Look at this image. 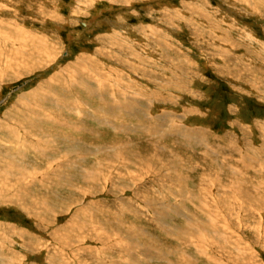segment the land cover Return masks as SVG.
I'll list each match as a JSON object with an SVG mask.
<instances>
[{"label": "rangeland", "instance_id": "374dc122", "mask_svg": "<svg viewBox=\"0 0 264 264\" xmlns=\"http://www.w3.org/2000/svg\"><path fill=\"white\" fill-rule=\"evenodd\" d=\"M250 1L259 12L242 0H0V31L53 49L16 74L0 63V169L29 170L2 187L0 264H264V0ZM3 150L23 161L3 163Z\"/></svg>", "mask_w": 264, "mask_h": 264}, {"label": "bare ground", "instance_id": "6f19581e", "mask_svg": "<svg viewBox=\"0 0 264 264\" xmlns=\"http://www.w3.org/2000/svg\"><path fill=\"white\" fill-rule=\"evenodd\" d=\"M70 1V0H69ZM79 2H78V7H79V10L82 8L83 9V7H82V0H78ZM112 1V0H111ZM124 1V0H123ZM146 1V0H145ZM197 1V0H196ZM199 1V0H198ZM240 1V0H239ZM46 2V1H45ZM72 2V1H71ZM75 2V1H74ZM62 3V2H61ZM158 3H160V2H158ZM188 3H190V2H188ZM199 3V2H198ZM202 3V2H201ZM242 3H245V5H249V4H252V8H254L253 10H254V12H259V9H260V5H258L256 2H253V1H250V0H242ZM72 4V3H71ZM130 4V3H129ZM129 4H127V5H129ZM65 5V4H64ZM70 5V4H69ZM161 5V4H160ZM191 5H193V4H191ZM194 5L196 6V3H194ZM58 6V5H57ZM162 6V5H161ZM45 7V6H44ZM51 7V6H50ZM61 7V6H60ZM71 7H72V5H71ZM75 7H76V5H75ZM127 7H129V6H127ZM197 7H200L199 5L197 6ZM52 8V7H51ZM62 8V7H61ZM165 8V7H164ZM193 8H194V6H193ZM192 8V9H193ZM57 9H58V7H57ZM81 9V10H82ZM163 9V8H162ZM197 9V8H196ZM199 9V8H198ZM233 9V8H232ZM236 9V8H235ZM53 10H54V8H53ZM52 11V10H51ZM56 10H54L53 12H55ZM83 11V10H82ZM195 11V10H194ZM198 11V10H197ZM197 11H195V12H197ZM202 11V10H201ZM52 12V13H53ZM57 12V11H56ZM169 12V11H168ZM181 12V11H180ZM190 12H192L191 10H190ZM69 13V12H68ZM78 13H79V11H78ZM205 13H206V11L204 12V15H205ZM51 13H49V15H50ZM56 14V13H55ZM70 14V13H69ZM167 14V13H166ZM171 14V13H170ZM173 14V13H172ZM208 14V13H207ZM52 15V14H51ZM53 15H54V13H53ZM59 15V14H58ZM60 15H61V13H60ZM196 15H198V14H196ZM200 15H202L203 16V14H200ZM47 17H48V15H46ZM55 16V15H54ZM71 16V15H70ZM176 17V16H175ZM198 17V16H197ZM196 17V18H197ZM200 17V16H199ZM205 17H207V16H205ZM210 17H211V14H210ZM54 18V17H53ZM57 18V17H56ZM179 18V17H178ZM208 18V17H207ZM58 19H60L59 17H58ZM77 19H79V18H77ZM168 19H170V18H168ZM54 20V19H53ZM69 20V19H68ZM73 20V19H72ZM74 20H76V19H74ZM164 20H166L167 21V19L165 18ZM202 20V19H201ZM79 21V20H78ZM85 21V20H84ZM120 21V20H119ZM204 21V20H203ZM56 22V21H55ZM164 22V21H163ZM213 22H215V21H213ZM45 23V22H44ZM78 23V22H77ZM76 23V24H77ZM90 23V22H89ZM95 23V22H94ZM114 23V22H113ZM118 23V22H117ZM201 23V22H200ZM205 23V22H204ZM206 23H207V21H206ZM204 24V25H207V24ZM214 24V23H213ZM118 25V24H117ZM190 25V24H189ZM203 24H201V26H202ZM211 25V24H210ZM215 25H216V23H215ZM91 26V25H90ZM124 27V26H123ZM192 27H194V26H192ZM196 27V26H195ZM198 27V26H197ZM2 28V27H1ZM83 29H85V28H83ZM111 29V28H110ZM109 29V30H110ZM121 29V28H120ZM131 29V28H130ZM201 29H203V27L201 28ZM208 29V28H207ZM211 28H209V30H210ZM125 30H127V29H125ZM215 30V29H214ZM214 30H210L211 32L212 31H214ZM31 31V30H30ZM83 31V30H82ZM119 31V30H118ZM121 31H123L122 29H121ZM120 31V32H121ZM143 31V30H142ZM32 32V31H31ZM110 32V31H109ZM153 32V31H152ZM192 32V31H191ZM30 33V32H29ZM33 33V32H32ZM31 33V34H32ZM77 33V32H76ZM205 33V32H204ZM31 34H21L20 33V31H19V29L18 30H16V29H14L13 30V28L11 29V31H3V29H1V31H0V38L2 39H0V43L3 41V43H5L4 45H2L1 44V46L2 47H0V63H1V65L5 68V70H4V72H6V71H8L9 73L10 72H14L15 74H16V72H18V69H24V70H31V69H34V67H35V65H36V62L37 61H40V60H46V61H51V54L50 53H52V51H53V49H51V47H50V43L49 42H47V40L42 36V37H40V36H37V35H35L34 33V36H31ZM81 34V33H80ZM107 34H108V32H107ZM112 34V33H111ZM115 34V33H114ZM125 34V33H124ZM159 34V33H158ZM161 34V33H160ZM160 34H159V36H160ZM208 34H210L211 35V33H208ZM221 34V33H220ZM18 36V40L14 37V36ZM109 35V34H108ZM113 35V34H112ZM111 35V36H112ZM120 35H121V33H120ZM203 35V34H202ZM201 35V36H202ZM209 35V36H210ZM216 35V34H215ZM103 36V35H102ZM155 36V35H154ZM162 36V35H161ZM205 36V35H204ZM165 37V36H164ZM214 37V36H213ZM222 37V36H221ZM107 38V37H106ZM109 38H111V39H116V38H113V37H109ZM120 38V37H119ZM160 38V37H159ZM198 38V37H197ZM200 38V37H199ZM211 38V37H210ZM29 39H31L30 41H29ZM102 39H104V38H102ZM121 39V38H120ZM119 39V40H120ZM144 39V38H143ZM146 39V38H145ZM158 39V38H157ZM163 39V38H162ZM169 39V38H168ZM196 39V38H195ZM204 39V38H203ZM212 39V38H211ZM229 39V38H228ZM118 40V39H117ZM122 40H124V39H122ZM154 40V39H153ZM205 40H207V38L205 39ZM209 40V39H208ZM214 40H216V39H214ZM213 40V41H214ZM37 43H36V42ZM49 41V40H48ZM127 41V40H126ZM125 41V42H126ZM148 41V40H147ZM213 41H211V42H213ZM218 41V40H217ZM8 42H11V47L8 49V48H6V47H4V46H6V43H8ZM50 42H52L51 40H50ZM113 42V41H112ZM202 42V41H201ZM209 42V41H208ZM208 42H207V44H208ZM216 42V41H215ZM19 43H22L21 45H23V46H28V48L27 49H25V48H23L22 46H20V44ZM47 43H49V44H47ZM107 43V42H106ZM109 43V42H108ZM114 43V42H113ZM116 43V42H115ZM130 43H132V42H130ZM142 43V42H141ZM140 43V44H141ZM155 43V42H154ZM159 43V42H158ZM162 43V42H161ZM169 43V42H168ZM199 43V42H198ZM214 43V42H213ZM222 43V42H221ZM15 44V45H14ZM121 44V43H120ZM126 44H128V43H126ZM137 44V43H136ZM143 44V43H142ZM145 44V43H144ZM167 44V43H166ZM195 44V43H194ZM220 44V43H219ZM230 44V43H229ZM122 45V44H121ZM133 45V44H132ZM148 45V44H147ZM146 45V46H147ZM164 45V44H163ZM221 45V44H220ZM113 46V45H112ZM119 46V45H118ZM145 46V45H144ZM215 46V45H214ZM224 46V45H223ZM53 47V46H52ZM138 47V46H137ZM157 47H159V45L158 46H156V48ZM163 47V46H162ZM221 47V46H220ZM225 47H227V45L225 46ZM105 48H107V47H105ZM115 48V47H114ZM125 48V47H124ZM123 48V49H124ZM128 48V47H127ZM126 48V49H127ZM131 48H133V47H131ZM215 48V47H214ZM134 49V48H133ZM139 49H140V47H139ZM147 49V48H146ZM158 49V48H157ZM228 49H229V46H228ZM233 49V48H232ZM59 50V49H58ZM113 51H115L114 49H112ZM129 50H131V49H129ZM143 50V49H142ZM107 51V50H106ZM119 51V50H118ZM133 51H135V50H133ZM139 51V50H138ZM230 51H231V49H230ZM104 52H105V50H104ZM125 52V51H124ZM137 52V51H136ZM140 52H141V50H140ZM212 52V51H211ZM54 53V52H53ZM86 53V52H85ZM109 53H110V51H109ZM236 53V52H235ZM38 54V55H37ZM83 54H84V52H83ZM237 54V53H236ZM239 54V53H238ZM87 55V54H86ZM207 55V54H206ZM223 55V54H222ZM221 55V56H222ZM228 55H229V53H228ZM233 55H234V51H233ZM239 55H241V54H239ZM54 56V55H53ZM81 56V55H80ZM79 56V58L81 59V57ZM101 56V55H100ZM126 56H128V55H126ZM135 56V55H134ZM142 56V55H141ZM208 56V55H207ZM242 56V55H241ZM240 56V57H241ZM245 56V55H244ZM244 56H243V60H244ZM50 57V58H49ZM58 57V56H57ZM84 57V56H83ZM83 57H82V59H83ZM86 57V56H85ZM84 57V58H85ZM133 57V56H132ZM211 57V56H210ZM214 57V56H213ZM216 57V56H215ZM220 57V56H219ZM223 57V56H222ZM225 57V56H224ZM246 57V56H245ZM87 58V57H86ZM134 58V57H133ZM135 58L137 59V60H140V59H138L139 58V56L136 54V56H135ZM143 58V57H142ZM141 58V59H142ZM237 58V57H236ZM247 58V57H246ZM59 59V58H58ZM239 59V58H238ZM53 60V59H52ZM54 60H56V59H54ZM85 60H87V59H85ZM99 60V59H98ZM111 60V59H110ZM135 60V59H134ZM223 60V59H222ZM247 60V59H246ZM246 60H244V61H246ZM2 61V62H1ZM33 61H35L34 63H33V65H30ZM77 61V60H76ZM83 61V60H82ZM136 61V60H135ZM140 61H142V60H140ZM232 61L234 62V60L232 59ZM238 61H240V60H238ZM248 61V60H247ZM75 62V61H74ZM84 62V61H83ZM91 62V61H90ZM123 62H125V61H123ZM144 62V60L141 62V64L139 65V66H141L142 65V63ZM146 62V61H145ZM236 62V61H235ZM241 62V61H240ZM42 64H43V61L41 62ZM55 63V62H54ZM85 63V62H84ZM92 63V62H91ZM148 63V62H147ZM215 63H216V60H215ZM227 63V62H226ZM231 63V62H230ZM52 64V63H51ZM144 64V63H143ZM241 64V63H240ZM77 65H79L80 66V64H78V63H76V66ZM91 65V64H90ZM90 65H88L89 66V69H92V68H90ZM119 65V64H118ZM124 65V64H123ZM122 65V66H123ZM132 65V64H131ZM138 65V64H137ZM146 65V64H145ZM233 65V64H232ZM236 65V64H235ZM87 66V64H86V67H88ZM133 66V65H132ZM150 66V65H149ZM222 66V65H221ZM226 66H228V64L226 65ZM243 66H245L244 64H243ZM13 67V68H12ZM72 67V66H71ZM83 67H85V65L83 66ZM127 67V66H126ZM148 67V66H147ZM231 67V66H230ZM3 68V69H4ZM142 68V67H141ZM219 68V67H218ZM76 69H79L78 71H80L81 72V69H80V67H78V68H76ZM122 69V68H121ZM125 69V68H124ZM129 69H131V68H129ZM134 69H135V67H134ZM139 69V68H138ZM147 69V68H146ZM150 69V68H149ZM224 69V68H223ZM226 69V68H225ZM228 69H229V67H228ZM2 70V69H1ZM72 70V69H71ZM74 70V69H73ZM85 69H83L82 71H84ZM126 70V69H125ZM136 70V69H135ZM140 70V69H139ZM152 70V69H151ZM232 70V69H231ZM69 71V70H68ZM88 71V70H87ZM91 71V70H90ZM119 71V70H118ZM133 71V70H132ZM233 71V70H232ZM243 71V70H242ZM3 72V73H4ZM8 72H6V73H8ZM63 72H64V70H63ZM89 72V71H88ZM87 72V73H88ZM92 72V71H91ZM94 72V71H93ZM97 72V71H96ZM116 72H117V70H116ZM134 72H136V71H134ZM138 72V71H137ZM140 72V71H139ZM234 72V71H233ZM0 73H1V71H0ZM8 73V74H9ZM13 73V74H14ZM68 73V72H67ZM98 73H99V70H98ZM112 73V72H111ZM130 73V72H129ZM251 73V72H250ZM113 74H115V72L113 73ZM243 74V76H244V73H242ZM2 74H0V76H1ZM4 75V74H3ZM65 75H67V74H64L63 76H65ZM74 75V74H73ZM92 75H93V73H92ZM91 75V76H92ZM118 75V74H117ZM131 75V74H130ZM236 75V74H235ZM234 75V76H235ZM241 75V74H240ZM245 75H247V74H245ZM62 76V75H61ZM75 76V75H74ZM90 76V77H91ZM94 76H97V75H94ZM93 76V77H94ZM114 76V75H113ZM119 76H121V75H119ZM144 76H145V74H144ZM262 76V75H261ZM80 77H82V75L80 76ZM86 77V76H85ZM99 77V76H98ZM123 77V76H122ZM241 77V76H240ZM245 77V76H244ZM252 77V76H251ZM3 78V77H2ZM1 78V79H2ZM92 78V77H91ZM100 78V77H99ZM141 78H143V77H141ZM257 78V77H256ZM264 78V77H263ZM69 79H70V77H69ZM77 79H79V78H77ZM118 79V78H117ZM146 79V78H145ZM151 78H149V80H150ZM244 80L246 79V78H243ZM249 79V78H248ZM76 80V79H75ZM74 80V81H75ZM95 80V79H94ZM93 80V81H94ZM148 80V81H149ZM238 80V79H237ZM236 80V81H237ZM240 80V79H239ZM250 80V79H249ZM71 81V80H70ZM235 81V82H236ZM253 81H255L256 82V79H254ZM259 81H262V80H259ZM2 82V81H1ZM82 82V81H81ZM99 82V81H98ZM245 82V81H244ZM249 82V81H248ZM254 82V83H255ZM257 82H258V80H257ZM73 83V82H72ZM77 83V82H76ZM79 83V82H78ZM84 83H86V82H84ZM264 83V82H263ZM235 84V83H234ZM257 84V83H256ZM258 84H259V82H258ZM72 85V84H71ZM78 86H79V84H78ZM245 86V85H244ZM73 88H74V86H73ZM76 88V87H75ZM49 89V88H48ZM57 89V88H56ZM51 90V89H50ZM257 90H259V89H257ZM259 91H261V90H259ZM251 92V91H250ZM264 94V93H263ZM263 94H262V96H263ZM52 95V94H51ZM60 96V95H59ZM258 96H259V94H258ZM80 98V97H79ZM84 98V97H83ZM260 98V97H259ZM258 98V99H259ZM262 98V97H261ZM77 100H78V97H77ZM79 101V100H78ZM87 101V100H86ZM59 102H61V101H59ZM72 102V101H71ZM68 103H70V102H68ZM76 103H78V102H76ZM84 103V102H83ZM82 103V104H83ZM64 104H65V102H64ZM75 104V103H74ZM79 104V103H78ZM90 104V103H89ZM21 105V104H20ZM70 105V104H69ZM80 105V104H79ZM65 106V105H64ZM88 107V106H87ZM62 108V107H61ZM57 109H59V108H57ZM78 109V108H77ZM76 109V110H77ZM84 108H82V110H83ZM71 110V109H70ZM75 111V110H74ZM86 111V110H85ZM88 111H90V109H88ZM80 112H81V110H80ZM82 113V112H81ZM76 114V113H75ZM70 118V117H69ZM69 124V123H68ZM22 125V124H21ZM73 125V124H72ZM23 126V125H22ZM74 126V125H73ZM66 127V126H65ZM24 129V128H23ZM32 134V132H29V134ZM37 134V133H36ZM46 137H47V135H46ZM49 142V141H48ZM53 142V141H52ZM87 143V142H86ZM49 144V143H48ZM93 145V144H92ZM6 146V145H5ZM9 148V147H8ZM10 149H11V147H10ZM15 151V150H14ZM81 152V151H80ZM94 152V151H93ZM159 152V151H158ZM17 152H15V154H16ZM2 154H3V156H4V159L5 160H2V162L3 163H6L5 161H6V159H9L10 161H13V160H21V162L23 161V157L21 156V155H19V159H17L16 157H14V158H10V152H8L7 150H3L2 151ZM87 154V153H86ZM17 155V154H16ZM72 155V154H71ZM63 156V155H62ZM67 156H68V154H67ZM87 156H89L88 154H87ZM9 157V158H8ZM79 157H81V156H79ZM90 157V156H89ZM65 158V157H64ZM82 158H83V155H82ZM69 159V158H68ZM72 159V158H71ZM71 159H69V160H71ZM79 159V158H78ZM58 160V159H57ZM83 160V159H82ZM133 160V159H132ZM160 160V159H159ZM55 161H56V159H55ZM72 161V160H71ZM77 161V160H76ZM75 160L73 161L74 163L76 162ZM129 160H127V162H128ZM57 162V161H56ZM66 162V161H65ZM70 162V161H69ZM84 162H86V161H84ZM131 162V161H130ZM134 161H132V163H133ZM54 163V162H53ZM164 163V162H163ZM163 163H162V165H163ZM1 164V163H0ZM78 164V163H77ZM54 165V164H53ZM69 165H71V164H69ZM74 166V165H73ZM72 166V167H73ZM77 166V165H76ZM102 166H105V165H102ZM126 166V165H125ZM168 166V165H167ZM3 168H4V166H2ZM54 167V166H53ZM106 167V166H105ZM109 167V166H108ZM157 167V166H156ZM70 168H71V166H70ZM112 168V167H111ZM13 169H17L18 171H16V170H13ZM72 169V168H71ZM109 169V168H108ZM115 169V168H114ZM117 169V168H116ZM11 170V171H10ZM42 170V169H41ZM103 171H104V169H102ZM19 171H23V172H25V173H21V172H19ZM155 171H157V170H155ZM160 171V170H159ZM158 171V172H159ZM233 171V170H232ZM236 171V170H235ZM29 172V170L27 169V168H22V167H20L19 166V163H17V166H10V169H0V197L2 196V194H3V192H2V187L3 186H7L9 183H11L12 182V180L11 179H14V180H16V181H20V178H21V181H24V175H26L27 173ZM79 172V171H78ZM89 172V171H88ZM157 172V173H158ZM90 173V174H89ZM88 173V179H86L85 178V180L87 181V182H90L91 181V183H94L95 181H93L95 178L94 177H98V176H95V173H97V172H89ZM102 173H104V172H102ZM156 173V174H157ZM235 173H237V172H235ZM242 173V172H241ZM86 174V173H85ZM92 174V175H91ZM145 174V173H144ZM164 174V173H163ZM84 176V175H83ZM105 175H103V177H104ZM238 176V175H237ZM76 177V176H75ZM86 177V176H85ZM99 177H100V175H99ZM98 177V178H99ZM109 177V176H108ZM36 178H38V177H36ZM83 178V177H82ZM106 178V177H105ZM104 178V179H105ZM39 179V178H38ZM75 179V178H74ZM97 179V178H96ZM34 181H35V179H33ZM41 180V179H40ZM99 181L101 180V179H98ZM242 180V179H241ZM47 181V180H46ZM136 181V180H135ZM242 182V181H241ZM261 182V181H260ZM44 183V182H43ZM43 183H41L42 185H44ZM49 183V182H48ZM236 183V182H235ZM234 183V184H235ZM237 183H238V181H237ZM259 183V182H258ZM30 184V183H29ZM28 184V185H29ZM34 184V183H33ZM234 184L233 185H231L230 187H228L227 189L229 190V189H234ZM243 184H245V183H243ZM32 185V184H31ZM238 185H239V183H238ZM237 185V186H238ZM26 186V185H25ZM35 187H36V184L34 185ZM45 186V185H44ZM241 186H243V185H241ZM8 187V186H7ZM17 187V186H16ZM21 187H23V184H22V186ZM21 187H20V189H21ZM29 187H30V185H29ZM253 187H254V185H253ZM257 188H259L258 187V185L256 186ZM4 188V187H3ZM239 188H240V186H239ZM247 188V187H246ZM248 188H250V187H248ZM247 188V189H248ZM44 189V188H43ZM242 189V188H241ZM250 189H252V188H250ZM264 189V188H263ZM33 190V189H32ZM41 190V189H40ZM103 190V189H102ZM236 190V189H235ZM261 190V187H260V189H259V191ZM12 191V190H11ZM22 191V190H21ZM23 191H25L26 192V189L25 190H23ZM28 191H29V189H28ZM240 191V190H239ZM2 192V193H1ZM9 192H10V189H9ZM14 192V191H13ZM30 192V191H29ZM35 192V191H34ZM41 192V191H40ZM49 192V191H48ZM53 192V191H52ZM217 192V191H216ZM249 192H250V190H249ZM7 193V192H6ZM21 193V192H20ZM28 193V192H27ZM27 193H25V194H27ZM37 193H38V191H37ZM236 193H237V191H236ZM239 193V192H238ZM258 193V192H257ZM30 194V193H29ZM28 194V195H29ZM34 194V193H33ZM233 194V193H232ZM18 195V194H17ZM24 195V194H23ZM28 195H26L27 197H28ZM48 195V194H47ZM258 195V194H257ZM264 195V194H263ZM8 196V195H7ZM22 196V195H21ZM39 196V195H38ZM49 196V195H48ZM149 196V195H148ZM258 196H260V195H258ZM6 197V196H5ZM36 197V196H35ZM35 197H33V196H30L29 195V197H28V200H29V202H28V204H29V207L32 209V207H31V205H33L34 207H35V209L37 210V213H40V212H42L40 209H41V205H42V203L39 201V199H37V198H35ZM40 197V196H39ZM147 197V196H146ZM7 198H9V196L7 197ZM6 198V199H7ZM12 198V197H11ZM15 198V197H14ZM13 199V198H12ZM47 199V198H46ZM247 199V198H246ZM59 200V199H58ZM7 201H9L8 199H7ZM12 201V200H11ZM53 201V200H52ZM64 201V200H63ZM234 201V200H233ZM237 201H239V200H237ZM256 201H258V200H256ZM230 202V201H229ZM240 202V201H239ZM5 203V202H4ZM235 203V202H234ZM237 203V202H236ZM251 203V202H250ZM24 204V203H23ZM22 204V205H23ZM226 204V203H225ZM240 204H241V202H240ZM245 205V204H244ZM252 205V204H251ZM222 206V205H221ZM14 207V206H13ZM16 207V206H15ZM23 207H24V209H26L27 207H28V205H23ZM57 207V206H56ZM224 207V206H223ZM239 207V206H238ZM264 207V206H263ZM236 208V207H235ZM240 208V207H239ZM55 209V208H54ZM27 210V209H26ZM223 210V209H222ZM263 210V209H262ZM28 211V210H27ZM237 211H239V210H237ZM23 212V211H22ZM214 212V211H213ZM231 212V211H230ZM241 212V211H240ZM262 212V211H261ZM260 212V213H261ZM43 213V212H42ZM219 213V212H218ZM221 213V212H220ZM227 213V212H226ZM243 213H244V211H243ZM262 213H264V212H262ZM56 214H58V213H56ZM217 214V213H216ZM231 214V213H230ZM46 215V214H45ZM229 214H227V216H228ZM243 215V214H242ZM226 216V217H227ZM230 216H232V215H229L228 217H230ZM257 216V215H256ZM261 216V215H260ZM251 217V216H250ZM36 218V217H35ZM50 218H52V217H50ZM56 218V217H55ZM216 218V217H215ZM224 218V217H223ZM240 218V217H239ZM260 218V217H259ZM258 218V219H259ZM40 219V218H39ZM42 219V218H41ZM54 219V218H53ZM226 219V218H225ZM238 219V218H237ZM255 219V218H254ZM56 220V219H55ZM239 220V219H238ZM237 220V221H238ZM39 221V220H38ZM41 221V220H40ZM39 221V222H40ZM240 221H241V219H240ZM249 221V220H248ZM42 222V221H41ZM214 222V221H213ZM216 222H218V221H216ZM216 222H214V223H216ZM220 222V221H219ZM55 223V222H54ZM105 223V222H104ZM241 223V222H240ZM244 223V222H243ZM255 223V222H254ZM223 224V223H222ZM51 225V224H50ZM98 225H99V222H98ZM244 225V224H243ZM262 225H264V224H262ZM41 226H43V225H41ZM47 226V225H46ZM48 226H49V224H48ZM244 226H246V225H244ZM39 227H40V225H39ZM100 227V228H99ZM98 228H97V230L99 229V232L102 234V233H104L107 237H119V235H121V234H119L118 232H116V231H114V229H108L107 231L105 230V225H102V226H99ZM257 228V227H256ZM41 229H42V227H41ZM92 229V228H91ZM94 229H96L95 228V226H94ZM260 229V228H259ZM48 230V229H47ZM58 230H60V229H58ZM263 230V229H262ZM57 231V230H56ZM264 231V230H263ZM51 232V231H50ZM261 232V231H260ZM100 233H98V234H100ZM103 234V235H104ZM236 236V235H235ZM264 236V235H263ZM51 237V236H50ZM93 237H95V236H93ZM97 237V236H96ZM96 237H95V239H96ZM127 237V236H126ZM259 237V236H258ZM52 238V237H51ZM53 238H55V237H53ZM100 238V237H99ZM105 238V237H104ZM128 238V237H127ZM210 238V237H209ZM235 238V237H234ZM262 238V237H261ZM92 239V238H91ZM56 240V239H55ZM97 240V239H96ZM102 240V239H101ZM210 240H215L216 241V239H212V238H210ZM218 240H223V242L222 243H225V244H229V243H231V242H228V239L226 238V237H220V238H218ZM226 240V242H224ZM59 241V240H58ZM92 241V240H91ZM98 241V240H97ZM110 241V240H109ZM261 241V240H260ZM264 241V240H263ZM102 242H105V240L103 239L102 240ZM98 243V242H97ZM106 243V242H105ZM104 243V244H105ZM110 243V242H109ZM103 244V245H104ZM122 243H120L119 245H121ZM74 245V244H73ZM105 246H107V245H105ZM137 246H138V244H137ZM136 246V247H137ZM232 249L233 250H236V252L239 254V252H242V251H240L239 250V248H235V247H232ZM263 250V249H262ZM48 251V250H47ZM80 252V251H79ZM245 254V253H244ZM263 260V259H262ZM237 264L239 263V264H246L247 263V260L246 261H243V260H234ZM187 262L188 263H190V264H195L196 262H192V260L191 259H187ZM259 263V262H258Z\"/></svg>", "mask_w": 264, "mask_h": 264}]
</instances>
